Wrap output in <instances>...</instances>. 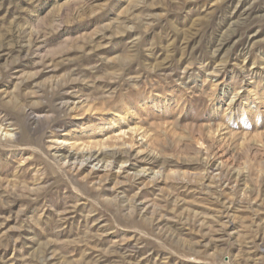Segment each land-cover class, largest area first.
<instances>
[{
  "label": "rangeland",
  "instance_id": "rangeland-1",
  "mask_svg": "<svg viewBox=\"0 0 264 264\" xmlns=\"http://www.w3.org/2000/svg\"><path fill=\"white\" fill-rule=\"evenodd\" d=\"M0 123V264H264V0H0Z\"/></svg>",
  "mask_w": 264,
  "mask_h": 264
},
{
  "label": "bare ground",
  "instance_id": "bare-ground-1",
  "mask_svg": "<svg viewBox=\"0 0 264 264\" xmlns=\"http://www.w3.org/2000/svg\"><path fill=\"white\" fill-rule=\"evenodd\" d=\"M61 106L63 107L62 104ZM0 126H1V123H0ZM55 126H51L50 124L48 125V128H52ZM135 132L136 131L132 132V134H134ZM132 134L130 131L129 136L127 134L125 137L127 138L128 136L129 140H133ZM120 136L121 137H118V138L116 137L115 140L112 139L113 137H109L105 140L103 139L101 141H97L96 143L94 142L95 143L94 147L89 146L86 149H76V150L73 149L74 150L73 152L66 150L63 147L57 146L56 148H54V151L51 154V157H52V160L61 169L64 167V164H61L62 160H68V161L71 160L72 163H70V166H72V168L76 170L96 162L97 164L102 163L103 170L107 171L108 168L114 165H117V164L118 165L120 164L121 166V164L123 163H129V166L133 167L135 162L137 161L139 163H145V165L148 166V168L142 167L139 170H136V172L134 173V176L136 179L147 177L150 174H151V179H157L160 176V172L151 173L152 166L158 165L157 159L151 155H146L140 159L139 155L137 153H134V147L131 144H127V141H125L127 139L126 138L124 139L121 134ZM111 140H113V142H116V144L113 143V145H109L110 143L108 144V141H111ZM140 145H143V143H141Z\"/></svg>",
  "mask_w": 264,
  "mask_h": 264
}]
</instances>
